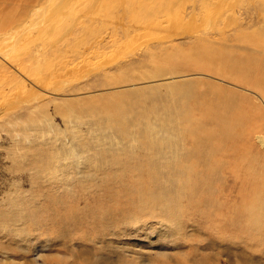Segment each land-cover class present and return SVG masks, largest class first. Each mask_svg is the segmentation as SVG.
Wrapping results in <instances>:
<instances>
[{"label":"rangeland","instance_id":"374dc122","mask_svg":"<svg viewBox=\"0 0 264 264\" xmlns=\"http://www.w3.org/2000/svg\"><path fill=\"white\" fill-rule=\"evenodd\" d=\"M71 1L0 0V264H264V0Z\"/></svg>","mask_w":264,"mask_h":264},{"label":"bare ground","instance_id":"6f19581e","mask_svg":"<svg viewBox=\"0 0 264 264\" xmlns=\"http://www.w3.org/2000/svg\"><path fill=\"white\" fill-rule=\"evenodd\" d=\"M98 1V0H97ZM96 0H79V8L81 9V10H83V11H85L86 13H94L95 11H99V10H102V11H105L106 9H108V10H110V9H112L113 7L115 8V7H117V6H123L124 4L122 3L123 1L124 2H126L127 4H129V8L126 10V14H130L129 15V17H130V19H129V22H130V20H134V21H139V20H141L143 17V13H144V9H148L149 7V3H151V1H153V0H110V1H108V0H102L100 3L99 2H97ZM67 2H68V0H62V4L63 5H65V4H67ZM71 2H73V3H75L76 2V0H72ZM167 2V1H166ZM145 3V5H141V4H144ZM163 3H164V1H163ZM62 5V6H63ZM132 5H134V6H132ZM160 5V4H159ZM128 5H126V7H127ZM164 6V5H163ZM170 7V6H169ZM122 8V7H121ZM121 8H119V9H121ZM172 8V7H171ZM118 9V8H117ZM118 9V10H119ZM122 9H125V6H124V8H122ZM157 9V8H156ZM155 9V10H156ZM161 9V8H160ZM174 9V8H173ZM116 10V9H115ZM145 10V11H146ZM150 11H151V9H149ZM154 10V9H153ZM154 10V11H155ZM159 10V9H158ZM165 10H167L166 9V7H165ZM168 10H170V8L168 9ZM51 11V10H50ZM73 11H75V10H73ZM120 11V10H119ZM122 11V10H121ZM124 11V10H123ZM148 11V10H147ZM160 11H162V10H160ZM114 12V11H113ZM149 12V11H148ZM156 12V11H155ZM104 13V12H103ZM152 13V12H151ZM124 14H125V12H124ZM148 14H150V13H148ZM156 14H159L158 13V11H157V13ZM77 16V15H76ZM126 16V15H125ZM153 16H157V15H152V17ZM115 17V16H114ZM119 17V16H118ZM126 18V17H125ZM155 18V17H154ZM40 19H42V18H40ZM98 19V18H97ZM49 20H50V18H49ZM169 20V19H168ZM92 21V20H91ZM9 23V22H8ZM41 23V22H40ZM131 23H132V21H131ZM6 24V23H5ZM171 24V23H170ZM151 25H152V23H151ZM157 25H159V23L157 24ZM162 26V25H161ZM147 27H148V24H147ZM146 27V28H147ZM167 27V26H166ZM165 27V28H166ZM175 27V26H174ZM88 30V29H87ZM86 30V31H87ZM145 30V29H144ZM166 31L168 30V29H165ZM9 32V31H8ZM12 34V33H11ZM122 34H124V32H122ZM7 35H9V34H7ZM57 35V34H56ZM137 35H140V36H135L136 38V40L137 39H139V38H141V37H144L145 35H146V33H145V31H142V32H138L137 33ZM154 35V34H153ZM11 36V35H10ZM15 36V35H14ZM59 36V35H58ZM148 36H149V34H148ZM38 37H41V36H38ZM44 37V36H43ZM122 37V36H121ZM12 38V37H11ZM30 38V37H29ZM42 38V37H41ZM13 39H14V37H13ZM20 40V39H19ZM23 40V39H22ZM38 40V39H37ZM55 40H57V39H55ZM54 40V41H55ZM62 40V39H61ZM5 41V40H4ZM9 41V40H8ZM60 41V40H59ZM17 43V42H16ZM54 44V43H53ZM4 45H5V43H4ZM6 45H7V43H6ZM12 45H13V43H12ZM86 45V44H85ZM91 45V44H90ZM11 46V45H10ZM25 46V45H24ZM9 47V46H8ZM13 47V46H12ZM2 48V47H1ZM11 48V47H10ZM91 48V47H90ZM8 49V48H7ZM21 51H22V49H21ZM1 52V51H0ZM26 52V51H25ZM22 53V52H21ZM4 54V53H3ZM8 54V53H7ZM15 54V53H14ZM5 55V54H4ZM23 55V54H22ZM13 56V55H12ZM57 57V56H56ZM15 58V57H14ZM17 58V57H16ZM54 63H56V62H54ZM47 64H51L49 61L47 62ZM46 65V64H45ZM2 68V67H1ZM0 68V69H1ZM56 68V67H55ZM1 71V70H0ZM5 71V70H4ZM41 77H43V75L41 76ZM47 77H43V78H41V79H38V80H47L46 79ZM222 126V125H221ZM215 139V138H214ZM261 139V138H260ZM261 141H263V139H261Z\"/></svg>","mask_w":264,"mask_h":264}]
</instances>
